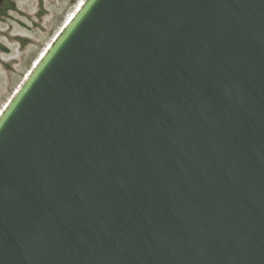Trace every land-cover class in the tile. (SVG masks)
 Here are the masks:
<instances>
[{"label": "water", "instance_id": "95a60500", "mask_svg": "<svg viewBox=\"0 0 264 264\" xmlns=\"http://www.w3.org/2000/svg\"><path fill=\"white\" fill-rule=\"evenodd\" d=\"M0 264H264V0H85L0 113Z\"/></svg>", "mask_w": 264, "mask_h": 264}, {"label": "rangeland", "instance_id": "374dc122", "mask_svg": "<svg viewBox=\"0 0 264 264\" xmlns=\"http://www.w3.org/2000/svg\"><path fill=\"white\" fill-rule=\"evenodd\" d=\"M6 1L0 29L10 35L0 37L8 46L0 58V111L84 0Z\"/></svg>", "mask_w": 264, "mask_h": 264}, {"label": "flooded vegetation", "instance_id": "af4514ba", "mask_svg": "<svg viewBox=\"0 0 264 264\" xmlns=\"http://www.w3.org/2000/svg\"><path fill=\"white\" fill-rule=\"evenodd\" d=\"M8 4L9 3H7V1L6 0H4V2L2 3V4H0V16H3V14L6 12V11H8ZM3 32L4 31H2V29H0V37L1 36H4L5 38H7L6 37V35L7 36H9L10 35V32L8 31V32H6L5 34H3ZM8 49V46L4 43V42H2L1 40H0V58H2V53L4 52V51H6ZM10 67H11V69H10V74L12 75V73H13V69H14V66H13V64H11L10 65ZM1 88H0V93H1Z\"/></svg>", "mask_w": 264, "mask_h": 264}, {"label": "bare ground", "instance_id": "6f19581e", "mask_svg": "<svg viewBox=\"0 0 264 264\" xmlns=\"http://www.w3.org/2000/svg\"><path fill=\"white\" fill-rule=\"evenodd\" d=\"M84 1H85V0H84ZM84 1H83V2H84ZM83 2H82V3H83ZM82 3H81V5H82ZM81 5H80V6H81ZM78 9H79V8H78ZM78 9H77V10H78ZM75 13H76V12H75ZM75 13H74V14H75ZM74 14H73V15H74ZM71 18H72V17H71ZM71 18H70V19H71ZM70 19H69V20H70ZM69 20H68V21H69ZM68 21H67V22H68ZM67 22H66V24H67ZM64 26H65V25H64ZM16 28H17V27H16ZM55 38H56V37H55ZM51 43H52V42H51ZM8 45H9V44H8ZM50 45H51V44H50ZM50 45H49V46H50ZM47 49H48V48H47ZM46 51H47V50H46ZM46 51H45V52H46ZM45 52H44V53H45ZM44 53H43V54H44ZM43 54H42V55H43ZM42 55H41V56H42ZM39 59H40V58H39ZM38 61H39V60H38ZM38 61H37V62H38ZM35 65H36V64H35ZM35 65H34V66H35ZM34 66H33V67H34ZM32 69H33V68H32ZM32 69H31V70H32ZM30 72H31V71H30ZM30 72H29V73H30ZM29 73L26 75V77L29 75ZM24 79H25V78H24ZM22 81H23V80H22ZM22 81L20 82L19 87L21 86ZM19 87H18V88H19ZM18 88H17V90H18ZM17 90H16V91H17ZM16 91H15V92H16ZM13 94H14V93H13ZM12 96H13V95H12ZM10 99H11V98H10ZM9 101H10V100H9ZM7 103H8V102H7ZM7 103H6V104H7ZM4 107H5V106H4ZM4 107H3V108H4ZM2 110H3V109H2ZM1 112H2V111H0V113H1Z\"/></svg>", "mask_w": 264, "mask_h": 264}]
</instances>
